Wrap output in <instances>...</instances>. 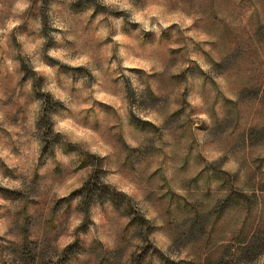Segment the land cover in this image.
I'll use <instances>...</instances> for the list:
<instances>
[{"label":"rangeland","instance_id":"obj_1","mask_svg":"<svg viewBox=\"0 0 264 264\" xmlns=\"http://www.w3.org/2000/svg\"><path fill=\"white\" fill-rule=\"evenodd\" d=\"M16 2L0 264H264V0Z\"/></svg>","mask_w":264,"mask_h":264},{"label":"clouds","instance_id":"obj_2","mask_svg":"<svg viewBox=\"0 0 264 264\" xmlns=\"http://www.w3.org/2000/svg\"><path fill=\"white\" fill-rule=\"evenodd\" d=\"M104 2H108V0H104ZM26 7V4L23 2V0H17L14 8H13V13L18 14L20 11H22L24 8ZM20 23V21L18 19H13L10 20L8 23V27H14L16 25H18ZM119 39V38H117Z\"/></svg>","mask_w":264,"mask_h":264}]
</instances>
